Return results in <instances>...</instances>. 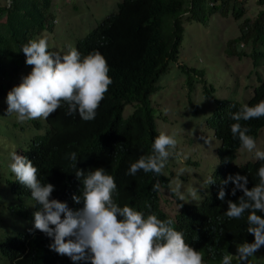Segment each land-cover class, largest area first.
Returning a JSON list of instances; mask_svg holds the SVG:
<instances>
[{
	"label": "trees",
	"instance_id": "trees-1",
	"mask_svg": "<svg viewBox=\"0 0 264 264\" xmlns=\"http://www.w3.org/2000/svg\"><path fill=\"white\" fill-rule=\"evenodd\" d=\"M245 0H120L115 11L105 16L83 38L75 41L74 48L82 58L98 51L107 61L108 75L112 80L104 99L92 121H83L78 113L67 115V105L61 107L47 120L30 122L37 131L25 142L20 155L26 156L38 168L41 183H50L55 190L51 199L67 203L72 210L82 208L75 204L73 195L81 193L82 184L77 179V169L85 173L103 168L106 174L115 178L117 191L113 199L118 206L125 205L143 212L145 217L155 214L160 220L171 219L172 227L184 234V239L196 251H201L207 264H216L229 248L242 243L254 242V236L247 233L246 211L240 219H229L225 212L228 201L238 203L243 192L237 190L231 195L234 185L230 182L224 190L225 200L221 201L218 192L222 181L229 175L248 177L247 187L259 183L257 175L264 161L240 159L241 149L238 138L234 139L230 125L236 123L231 114L244 105L254 106L264 100V0H256L260 7L253 19H244L239 26V36L227 44V52L238 58L249 57L254 68V85L251 94L244 102L213 98L215 108L205 119V125L212 131L218 142L216 148L217 168L212 171L216 183L199 189V198L189 202L178 201L168 185L165 175L138 171L128 175L130 165L141 156L150 155L155 137L159 135L155 127V114L150 96L158 90L157 82L168 72L169 64L178 59L184 25L190 22L206 24L212 15H230L239 19L244 13ZM53 0H5L0 5V115L7 110V94L13 85L22 82L27 66L22 47L43 31L52 28ZM250 51H238L231 44H248ZM250 42V41H249ZM55 52V51H53ZM32 67V66H31ZM187 73L189 95L192 72L202 76L201 70L193 67L175 66ZM23 70V69H22ZM196 79L197 76H192ZM202 81L201 79H199ZM211 86L204 88L203 94L209 97ZM189 100V99H188ZM130 113L123 118L125 107ZM7 115V111L5 112ZM16 122L15 114L8 115ZM249 128V135L257 139L264 129V117L240 121ZM15 124V123H13ZM26 126L23 123L22 127ZM11 152V150H9ZM264 151V149H263ZM75 152L78 162L67 157ZM239 158L242 162L234 163ZM76 167V168H75ZM3 183L10 195L7 210L0 202V222L3 217L34 222L33 213L39 205L32 199L30 190L17 182L15 175L7 168ZM81 181L83 178H80ZM160 181L161 189L167 190L178 205V212L170 216L161 209L160 191H153V185ZM2 182V181H0ZM201 186V185H200ZM4 189L0 184V198ZM6 200V198H5ZM13 202V205L10 204ZM182 204V207L180 205ZM150 206V207H149ZM264 217V213H257ZM4 224V223H3ZM5 225V224H4ZM7 228V225H5ZM54 238L46 236L34 226L0 241V262L3 264H73L67 256L50 250ZM264 254V246L258 252ZM78 264H84L83 261ZM248 264H254L248 262ZM260 264V263H259Z\"/></svg>",
	"mask_w": 264,
	"mask_h": 264
},
{
	"label": "clouds",
	"instance_id": "clouds-1",
	"mask_svg": "<svg viewBox=\"0 0 264 264\" xmlns=\"http://www.w3.org/2000/svg\"><path fill=\"white\" fill-rule=\"evenodd\" d=\"M8 3L10 5L11 0ZM21 51L26 57V65L32 66V70L8 92L7 115L15 114L20 123L47 120L65 104L67 115L78 113L85 122L95 119L112 84L107 61L101 53L95 51L82 58L76 48H70L67 54L61 55L48 50L45 38L29 41ZM261 117H264V100L254 106L244 105L232 113L231 119L236 123L230 125L231 134L234 139L238 138L241 151L254 153V159L258 161H264V151L257 149L255 138L248 134L249 128L243 127L240 121ZM177 145L175 133H160L154 139L151 154L132 163L127 174L135 176L143 170L162 175L170 158H182ZM67 158L76 162V166L78 157L75 152ZM11 160L9 168L17 182L30 190L32 199L39 205L33 213L34 229L54 238V243L49 245L50 250L55 251L53 257L56 254L67 256L73 264L81 261L84 264H207L202 252L192 248L186 243L184 234L172 227L171 219L160 220L155 214L145 217L143 212L132 207L118 206L113 199L117 191L115 178L106 174L105 169L96 168L87 173L76 170L82 189L79 195L72 196V200L83 206L72 210L67 203L51 199L54 186L41 183L38 168L31 160L17 153L12 154ZM183 173L184 170L180 169L177 177L170 181L169 191L178 201L189 197L198 199L199 189L196 187L189 188L187 196L181 191L180 176ZM257 175L259 183L251 190L247 187V176L229 175L221 182L223 186L217 197L221 201L226 196L224 187L230 182L234 185L231 195L235 196L237 190L243 192L238 203L227 202L225 215L229 219H240L247 211V233L254 236V242L233 244L216 264H248L249 258L264 246V217L257 214L264 213V165L259 167ZM203 183L210 186L216 181L209 176ZM152 190H162L160 181Z\"/></svg>",
	"mask_w": 264,
	"mask_h": 264
},
{
	"label": "rangeland",
	"instance_id": "rangeland-1",
	"mask_svg": "<svg viewBox=\"0 0 264 264\" xmlns=\"http://www.w3.org/2000/svg\"><path fill=\"white\" fill-rule=\"evenodd\" d=\"M120 0H53L52 28L43 31L36 36L35 40L45 38L48 42V50L55 51L61 55L67 54L70 48H74L75 41L83 38L93 29L105 16L115 11L116 3ZM5 0H0V5ZM260 7L256 0H245L242 16L235 20L230 15L222 16L215 13L206 24L190 22L184 25L183 39L181 41L177 61L169 64L168 72L164 73L157 82L158 90L150 96L151 106L155 114V127L158 133L172 135L178 141L177 151L182 153L181 159L170 158L163 175L174 180L180 169L184 170L180 180L183 185L181 191L188 195V189L204 186L203 181L209 177L217 168L216 148L218 142L213 138L212 131L205 125V119L215 108L213 98L229 99L244 102L251 94L254 85V68L249 57L238 58L227 52L228 42L239 36V26L244 19H253ZM250 41V42H249ZM248 44H231L232 49L236 46L238 51H250L251 40ZM183 65L184 69L190 67L202 71V76L192 72L194 79L190 77L191 87L187 95V73L175 68ZM23 69V70H22ZM20 71L27 76L31 66H25ZM201 79L202 81H200ZM17 85H13L15 87ZM211 86L213 92L209 97L203 94L204 88ZM189 99V100H188ZM1 106V105H0ZM130 108L125 107L122 117L130 113ZM0 115V184L5 191L3 179L5 172L12 162L13 153L20 155L21 148L25 142L37 134L32 121L23 123L16 122L5 114ZM12 115V114H11ZM36 121L42 122L43 119ZM15 123V124H13ZM257 149H264V129L258 133ZM207 141V143H206ZM11 150V152L9 151ZM240 159H254V153L247 150L239 151ZM237 158L234 163L242 162ZM201 185V186H200ZM175 185L173 184V187ZM9 194L5 191L0 202L7 210ZM160 206L170 216L178 212L179 208L175 199L165 189L159 193ZM6 198V200H5ZM177 198V197H176ZM189 197L183 202H189ZM13 205V202L10 206ZM4 215L3 211H0ZM7 225V228L5 225ZM34 226V222H23L20 219H9L3 217L0 222V241L25 231ZM237 250V248H236ZM249 262L264 264V254L254 253ZM0 264H3L0 262Z\"/></svg>",
	"mask_w": 264,
	"mask_h": 264
}]
</instances>
